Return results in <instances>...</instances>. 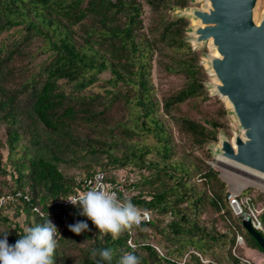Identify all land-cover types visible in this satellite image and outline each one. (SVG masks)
Returning <instances> with one entry per match:
<instances>
[{"label": "trees", "instance_id": "1", "mask_svg": "<svg viewBox=\"0 0 264 264\" xmlns=\"http://www.w3.org/2000/svg\"><path fill=\"white\" fill-rule=\"evenodd\" d=\"M193 2L0 0V239L8 232L14 245L29 226L54 218L53 264H118L133 249L140 264H250L246 248L264 252L208 162L221 131L232 135L230 110L210 94L190 18L174 13ZM157 62L184 78L162 96ZM98 172L113 181L127 175V198L151 220L101 239L77 207L53 204L86 191ZM239 195L263 209L264 236V191ZM79 221L88 229L77 235L68 226ZM106 248L110 262L91 255Z\"/></svg>", "mask_w": 264, "mask_h": 264}, {"label": "water", "instance_id": "2", "mask_svg": "<svg viewBox=\"0 0 264 264\" xmlns=\"http://www.w3.org/2000/svg\"><path fill=\"white\" fill-rule=\"evenodd\" d=\"M206 1L205 8L177 9L180 15L198 20L189 38L195 49L210 41L219 54L208 55L210 73L219 81L211 86L229 101L237 129L232 138L223 134L214 151L264 174V14L256 16L258 0ZM242 223L264 249V236L252 221Z\"/></svg>", "mask_w": 264, "mask_h": 264}, {"label": "clouds", "instance_id": "3", "mask_svg": "<svg viewBox=\"0 0 264 264\" xmlns=\"http://www.w3.org/2000/svg\"><path fill=\"white\" fill-rule=\"evenodd\" d=\"M66 200L82 209L80 215L92 221L99 229L101 239L110 234L111 239L116 240L124 230L133 225L138 226L147 218V214H142L130 199H121L117 191L106 189L102 184L92 185L86 191ZM68 227L79 235L88 229V224L79 221ZM57 233L56 225L48 218L25 229L14 245L8 243V232L3 233L4 238L0 239V264H53L58 243ZM91 255L110 262L114 252L110 248L93 249ZM118 264H140L136 249L121 255Z\"/></svg>", "mask_w": 264, "mask_h": 264}, {"label": "rangeland", "instance_id": "4", "mask_svg": "<svg viewBox=\"0 0 264 264\" xmlns=\"http://www.w3.org/2000/svg\"><path fill=\"white\" fill-rule=\"evenodd\" d=\"M206 6H207L206 0H201V1L200 0H194L192 5L189 7L205 8ZM174 13L176 15L181 14L180 10H178V9H176ZM263 14H264V0H258L257 6H256V16L258 18H261L263 16ZM189 18H190L191 27L193 25H196L197 22H195V20L192 17H189ZM149 21H150V19H148L146 24ZM188 36H189V38L192 36L191 31H188ZM203 46L201 45L197 49L204 51V53H202L201 62L204 65V67L207 69V72H208L209 77L207 80V84L209 86L210 94L213 96H218L219 98H221V100L225 103V106L229 109V106L227 105V101L224 98H222L220 95L215 94V89H214V87L211 86V83H213L215 80L214 79L215 76L210 73V69H209V66L207 64V60H208V55L213 54L214 48H213L210 41H208L206 43V45H203ZM194 49H195V46H194ZM159 57H160V55H158V58ZM108 76L109 75L105 73L103 75V78H106ZM153 81L156 84V86L158 87L159 95L162 96V94L169 93L170 91L180 87L184 81V78L181 75L170 74V73L166 72L164 69H162V67L160 66V63L157 62L154 66V69H153ZM94 90L104 91V87H99L96 85L94 87ZM202 108L206 112L207 111L210 112L213 110V107L210 105V103L202 104ZM228 117H229V121H230V125H231L232 135L229 136L225 131H221V133L219 135V140L217 142H212L208 146V148L211 150V153L213 155V159L209 160L208 162L215 169H217L220 172L223 179L226 180V182L228 183L229 191L235 192L238 194L246 188H253V194H257L258 192L264 191V177L254 173L253 171H251L249 169H246L242 166H239V165L235 164L234 162H229L225 159H222L219 155H216V153L214 151V148L218 147L220 145L221 136L223 134H225L229 138L234 137V133L237 129V124L234 120V117L231 115V113H229ZM170 120H171V118H170ZM85 132H86L85 127L78 129L79 135H84ZM175 137H176L178 144L179 143L182 144V139H181L182 135L180 136L178 132H175ZM179 150H180V148H179ZM31 153L35 154L33 152V149L31 150ZM197 153H199L201 155L203 154L202 152H197ZM5 155H7V150H5ZM73 170L75 171L76 169L73 168ZM209 218H210V216H209ZM20 219L22 222L23 218L21 217ZM244 254H245V258L251 262L250 264H264V252L259 251V250H257V251L255 250V251L251 252L248 248H246ZM203 260L205 262L207 261L206 259H203Z\"/></svg>", "mask_w": 264, "mask_h": 264}, {"label": "built area", "instance_id": "5", "mask_svg": "<svg viewBox=\"0 0 264 264\" xmlns=\"http://www.w3.org/2000/svg\"><path fill=\"white\" fill-rule=\"evenodd\" d=\"M128 182H129V177L127 175H122L118 180L113 181V180L107 179V176L104 172H98L93 177L86 179L84 181V184L86 186V190L92 185L102 184L106 189L117 191L120 198L125 199V198L129 197V193H130ZM79 193H82V192H79ZM79 193H74V194L68 195L67 197H64L63 199L62 198L57 199L53 202V204H59V205H65V206H75L78 208V211L80 213L82 210L80 207H78L77 205H73L68 200H66L67 198L74 196L76 194H79ZM228 198H229L230 205H231L232 209L234 210V212L238 216L242 217V220L243 219L251 220L254 227L257 230L263 228V224H262V221L260 219V213L263 210L262 208H257L255 206H253L250 198L240 197V195L238 193H235V192H230ZM136 207L141 210L142 214L146 213L147 218L143 219L142 222L138 226L133 225L134 228L141 227L145 223H148L151 220V213L148 210L143 209V208H139L138 206H136ZM51 222L55 224V219L52 218ZM238 241L240 243L243 242V238L241 236H239ZM128 244L132 248H134L136 245L134 243L132 237L129 239Z\"/></svg>", "mask_w": 264, "mask_h": 264}, {"label": "bare ground", "instance_id": "6", "mask_svg": "<svg viewBox=\"0 0 264 264\" xmlns=\"http://www.w3.org/2000/svg\"><path fill=\"white\" fill-rule=\"evenodd\" d=\"M207 3H209V2H207ZM195 22L198 23V20H195ZM211 41H212V39H211ZM212 55H214V56H218L219 54H218L217 51H214ZM214 81L219 82L216 78H215ZM227 101H228V100H227ZM228 103H229V101H228ZM222 159L227 160L226 158H223V157H222ZM227 161H229V160H227ZM229 162H232V161H229ZM235 164H237V163H235ZM237 165H239V164H237ZM239 166H241V165H239ZM242 167H243V166H242ZM244 168H246V167H244ZM246 169H248V168H246ZM249 170H251V169H249ZM251 171H253V170H251ZM253 172L256 173V174H258V175H260V176H262V177H264V174H262V173H259V172H257V171H253Z\"/></svg>", "mask_w": 264, "mask_h": 264}]
</instances>
